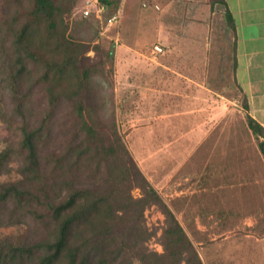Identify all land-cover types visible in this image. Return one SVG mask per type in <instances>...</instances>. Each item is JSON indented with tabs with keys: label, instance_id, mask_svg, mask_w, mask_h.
<instances>
[{
	"label": "trees",
	"instance_id": "obj_1",
	"mask_svg": "<svg viewBox=\"0 0 264 264\" xmlns=\"http://www.w3.org/2000/svg\"><path fill=\"white\" fill-rule=\"evenodd\" d=\"M78 1L30 0L19 26L16 17L4 20L14 31L9 47L8 33L0 44V101L8 98L11 107L0 106L7 130L0 171L8 172L15 159L20 166L18 179L0 182V227L25 230L0 237V264H202L114 123L110 134L104 132L92 88L103 64L90 63L87 56L98 46L66 35L64 15ZM216 3L224 2L210 0L211 6ZM35 88L44 94L42 107ZM62 107L68 112L60 122L64 142L58 152L53 139ZM246 117L264 158V129ZM133 189H139L138 197ZM150 207L163 216L159 227L146 225ZM151 238L161 252L148 249Z\"/></svg>",
	"mask_w": 264,
	"mask_h": 264
},
{
	"label": "rangeland",
	"instance_id": "obj_2",
	"mask_svg": "<svg viewBox=\"0 0 264 264\" xmlns=\"http://www.w3.org/2000/svg\"><path fill=\"white\" fill-rule=\"evenodd\" d=\"M108 1L101 21L75 15V7L64 15L70 39L98 46V52L88 51L87 56L90 63L103 64L100 74L92 78V88L104 132L110 134L113 122L157 193L167 174H175L164 182L162 191L168 192L180 189V174L220 175L221 198L229 214L222 212L225 227L183 226L190 241L234 232L264 236V158L258 138L247 126L243 97L233 79L230 38L216 6H211L210 0ZM29 7L30 0H0V44L1 35L8 33L5 48L10 46L14 30L9 32L11 26L4 20L16 17L15 25L19 26ZM113 15L116 21L107 25V18ZM155 45L162 48L161 53L153 52ZM132 62L141 67L130 66ZM167 67L172 68L170 75L176 76L170 81L179 80V88L173 84L175 90H182L163 99L152 86L164 87L158 84L166 79ZM34 92L37 105L44 106L43 92L38 88ZM0 106L10 111L8 98L2 99ZM67 112L65 107L60 109L53 139L58 152L64 142L60 122ZM6 138L7 130L0 121V151ZM19 166L15 159L8 172L0 171V182L18 179ZM148 174H159L156 182H150ZM131 193L138 197L140 191L133 189ZM165 200L180 222L179 199ZM191 214L196 217L194 211H185L182 217L186 220ZM144 218L149 228L159 227L163 220L155 207L145 210ZM243 218L253 221L252 229L240 222ZM24 230V225L0 227V237ZM255 245L251 240L233 239L219 257L204 255V264H264V254L251 258L253 250L261 252ZM147 247L161 252L156 238H151Z\"/></svg>",
	"mask_w": 264,
	"mask_h": 264
},
{
	"label": "crops",
	"instance_id": "obj_3",
	"mask_svg": "<svg viewBox=\"0 0 264 264\" xmlns=\"http://www.w3.org/2000/svg\"><path fill=\"white\" fill-rule=\"evenodd\" d=\"M223 2L222 4L216 3L214 5L220 17L219 20L224 24L230 38L233 57V79L243 100H245L246 114L264 129V0H223ZM226 14H228L229 19H227ZM129 65L141 67L140 64H135L134 62ZM167 68L169 72L164 76L166 79L164 82L158 84V86L162 84L164 87L159 88V86L157 88L152 86L154 91H156L155 94L159 93V97L163 99L175 97L172 93H181L182 90V88L181 90H175L173 84L179 83V80L175 82L170 81L172 80L171 78L175 80L176 76L170 75L172 71L171 67ZM157 175L159 174H148L149 181L151 182L154 179V182H156ZM173 175L175 176V174H167L163 178V184L159 183L160 189L158 193L164 197V200L167 199L169 203L172 199H179L181 204L179 208L181 221L179 223L181 226H191L196 229L225 227L224 220L226 218L222 212H227L228 216L229 214L228 207L225 206L221 198L218 184L220 175L180 174L179 190L171 189L173 190V192L170 191L171 193L167 190L162 191L166 187V184H164V182H167L166 178H172ZM153 186L155 187V185ZM222 204L224 205L223 207L221 206ZM185 211L196 212V217L192 218L191 214L184 220L182 215ZM227 219L229 220V217ZM240 220L244 226L247 228L251 227L252 229V220L247 218ZM205 236L207 237L191 241L197 250L202 264H204V255L207 257H219L221 250H225L227 243L233 239L251 240L259 245H255V247L261 249V252L253 250L252 259L261 258L262 255L260 254H264V236L235 232Z\"/></svg>",
	"mask_w": 264,
	"mask_h": 264
},
{
	"label": "built area",
	"instance_id": "obj_4",
	"mask_svg": "<svg viewBox=\"0 0 264 264\" xmlns=\"http://www.w3.org/2000/svg\"><path fill=\"white\" fill-rule=\"evenodd\" d=\"M104 0H79L75 6L73 12L75 15H79L82 18L89 19L92 18L96 21H101L102 16L105 12ZM116 21V15H113L106 20L107 25L113 24ZM154 53H161L162 48L158 45L153 47Z\"/></svg>",
	"mask_w": 264,
	"mask_h": 264
}]
</instances>
